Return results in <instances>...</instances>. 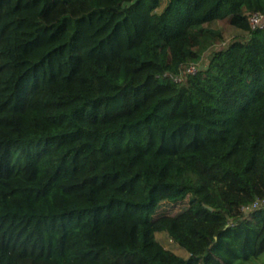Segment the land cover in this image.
<instances>
[{
	"label": "trees",
	"instance_id": "1",
	"mask_svg": "<svg viewBox=\"0 0 264 264\" xmlns=\"http://www.w3.org/2000/svg\"><path fill=\"white\" fill-rule=\"evenodd\" d=\"M160 4L40 10L54 29L147 15L134 40L80 55L68 74L43 66L0 107V264H264V28L249 23L264 0ZM226 24L245 35L221 46ZM191 63L182 82L162 76Z\"/></svg>",
	"mask_w": 264,
	"mask_h": 264
},
{
	"label": "rangeland",
	"instance_id": "2",
	"mask_svg": "<svg viewBox=\"0 0 264 264\" xmlns=\"http://www.w3.org/2000/svg\"><path fill=\"white\" fill-rule=\"evenodd\" d=\"M46 1L0 0V107H11L20 85L30 74L38 76L43 66L49 76L68 74L80 55L93 51L110 53L134 40L147 15L144 5H140L125 14L93 12L72 21L68 27L45 28L40 25L38 16ZM165 3L166 0H161L157 10ZM243 35L244 31L226 24L221 46ZM155 237L164 248L188 256L167 233L155 232ZM259 262V259L237 260V264Z\"/></svg>",
	"mask_w": 264,
	"mask_h": 264
},
{
	"label": "built area",
	"instance_id": "3",
	"mask_svg": "<svg viewBox=\"0 0 264 264\" xmlns=\"http://www.w3.org/2000/svg\"><path fill=\"white\" fill-rule=\"evenodd\" d=\"M249 23L252 29H261L264 28V12L255 11L249 16ZM198 64H188L183 66L179 73L173 74L171 72H164L163 77H169L174 82H182L184 79L191 74H195L199 70ZM160 76V75H157Z\"/></svg>",
	"mask_w": 264,
	"mask_h": 264
}]
</instances>
